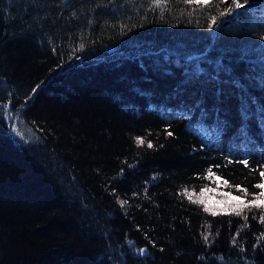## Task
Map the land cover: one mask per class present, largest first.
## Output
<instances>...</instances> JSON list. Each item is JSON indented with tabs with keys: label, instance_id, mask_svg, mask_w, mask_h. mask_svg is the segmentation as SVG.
<instances>
[{
	"label": "trees",
	"instance_id": "16d2710c",
	"mask_svg": "<svg viewBox=\"0 0 264 264\" xmlns=\"http://www.w3.org/2000/svg\"><path fill=\"white\" fill-rule=\"evenodd\" d=\"M237 2L0 0V264H264V0Z\"/></svg>",
	"mask_w": 264,
	"mask_h": 264
},
{
	"label": "rangeland",
	"instance_id": "374dc122",
	"mask_svg": "<svg viewBox=\"0 0 264 264\" xmlns=\"http://www.w3.org/2000/svg\"><path fill=\"white\" fill-rule=\"evenodd\" d=\"M9 122L14 135L25 141L37 142V134L26 125L19 117L15 115L9 116Z\"/></svg>",
	"mask_w": 264,
	"mask_h": 264
},
{
	"label": "snow or ice",
	"instance_id": "6c2138e0",
	"mask_svg": "<svg viewBox=\"0 0 264 264\" xmlns=\"http://www.w3.org/2000/svg\"><path fill=\"white\" fill-rule=\"evenodd\" d=\"M197 2L199 3V2H201V0H197ZM205 2H207V0H205ZM233 2L234 3H236V6L237 7H241L242 5L241 4H239L238 2H237V0H233ZM141 143H142V141H140ZM149 147H151V145H149ZM245 164L247 163L246 161L244 162ZM261 175L262 176H264V173H261ZM257 187H262V188H264V184H257L256 185ZM242 192L244 191V189H240ZM203 189H202V192H201V194H203ZM234 199H236V200H239V197H236V198H234ZM122 203V205L124 204V203H126V202H124V201H122L121 202ZM253 203H256V201H253ZM241 204H242V202H241ZM241 204H238V205H236V208L237 209H239L240 207H241ZM258 206V205H257ZM207 210V209H206ZM205 240H207V236H205ZM143 251V250H142Z\"/></svg>",
	"mask_w": 264,
	"mask_h": 264
}]
</instances>
